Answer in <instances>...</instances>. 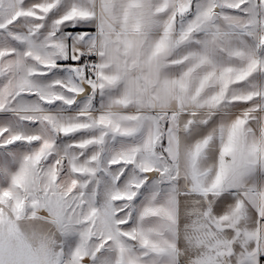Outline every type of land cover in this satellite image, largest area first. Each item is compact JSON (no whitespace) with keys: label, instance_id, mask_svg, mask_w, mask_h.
I'll return each instance as SVG.
<instances>
[{"label":"snow or ice","instance_id":"1","mask_svg":"<svg viewBox=\"0 0 264 264\" xmlns=\"http://www.w3.org/2000/svg\"><path fill=\"white\" fill-rule=\"evenodd\" d=\"M0 264H264V0H0Z\"/></svg>","mask_w":264,"mask_h":264}]
</instances>
